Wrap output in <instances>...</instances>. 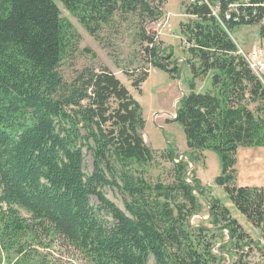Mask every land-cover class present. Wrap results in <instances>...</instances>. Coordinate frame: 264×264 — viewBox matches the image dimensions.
Segmentation results:
<instances>
[{
  "label": "trees",
  "instance_id": "16d2710c",
  "mask_svg": "<svg viewBox=\"0 0 264 264\" xmlns=\"http://www.w3.org/2000/svg\"><path fill=\"white\" fill-rule=\"evenodd\" d=\"M59 1L95 38L117 14L136 17L148 62L176 74L177 66L167 61L172 55H161L145 28L164 15L153 0ZM182 4L192 18L181 21L180 30L193 79L174 121L182 125L189 149L219 152L217 183L264 229V189L235 183L238 148L264 146V82L233 37L235 28L253 24L264 37V0ZM80 40L56 0H0V241L28 229L22 208L31 222L82 250L92 264H221L224 255L212 247L216 233L225 230L236 247L252 244L217 198L209 202L214 227L191 223L204 192L197 177L188 182L184 162L174 163L170 184L151 183L134 172L136 163H150L156 154L143 136V107L107 65L74 68L65 78L61 67ZM210 71L213 89L197 93L196 79ZM123 72L136 89L149 77L142 67ZM174 154L168 150L166 158L175 161ZM106 186L120 190L124 209L107 196ZM232 264H264V259L252 263L240 254Z\"/></svg>",
  "mask_w": 264,
  "mask_h": 264
},
{
  "label": "rangeland",
  "instance_id": "374dc122",
  "mask_svg": "<svg viewBox=\"0 0 264 264\" xmlns=\"http://www.w3.org/2000/svg\"><path fill=\"white\" fill-rule=\"evenodd\" d=\"M56 1L62 11V16L68 18L81 35L76 52L65 59L61 67L65 78L72 77L74 68H83L95 63L96 66L107 65L131 90L133 96L143 107L146 119L143 136L146 142L156 150V154L155 159L150 163H136L133 166L134 172L142 175L151 183L162 181L170 184L174 181V163L184 162L188 182L192 184L193 177H197L204 192L203 195L195 192L199 197L201 208L191 217V223L209 228L214 227L209 214V202L217 198L229 208L231 215L254 240L252 244L246 245V242H242L241 246L236 247L234 242L229 241L227 230L216 231L217 239L212 249L214 253L224 255L221 264H232L240 254L252 263L263 260L264 229L255 226L245 214L240 212L229 198L225 187L216 181L222 173V159L219 152L213 148L203 151L189 149L182 125L174 121L176 111L182 104V96L191 91L193 79L191 68L186 63V59L190 57L186 51L188 45L184 43L180 30V22L192 18L185 14L182 0H164L163 3H160L161 0H153L156 5H161L164 14L161 19L168 18L172 23V32L164 31L165 35H162L163 33L158 32L157 22L154 20L145 24L148 33L155 36L160 48L159 53L165 57L172 55L167 61L169 66H177L174 75L148 62V57L142 51V44L147 45V43L141 44L137 38L140 20L136 17L128 16L125 19L117 14L114 24L105 26L100 36L95 38L59 0ZM233 37L238 43L239 50L245 54L253 46L264 48V37L260 34L259 24L239 26L234 29ZM243 53L240 52V55L245 57ZM141 67L146 69L149 75L144 82L143 90L134 88L123 72L124 69L135 70ZM214 73L210 71L204 77L197 78L194 90L197 93L211 91ZM260 79H264V76ZM249 106L254 110L256 104L251 103ZM168 150H174L175 161L166 158ZM236 159V185L259 186L264 189V146H240L236 152ZM87 165L91 168L90 158H88ZM104 190L112 201L119 207L125 208L123 196L118 188L106 186ZM92 202L98 204L95 197L92 198ZM19 210L21 216L27 219L28 229L18 231L15 238L4 244L0 241V264H92L82 250L46 227L31 222L26 210L22 208ZM222 243H227L223 251L231 255L223 253Z\"/></svg>",
  "mask_w": 264,
  "mask_h": 264
},
{
  "label": "built area",
  "instance_id": "2783aa9c",
  "mask_svg": "<svg viewBox=\"0 0 264 264\" xmlns=\"http://www.w3.org/2000/svg\"><path fill=\"white\" fill-rule=\"evenodd\" d=\"M214 14L218 17V11L219 7H215L213 9ZM230 16L227 15V18ZM157 28L159 31L163 30V28H171V23L168 18L166 19H161L157 23ZM264 24V20H263ZM239 54L240 52L243 53L242 51L238 50ZM244 54V58L247 60L249 67L251 70L260 78L264 76V48L263 47H253L252 49L249 50L247 54ZM264 82V79H261ZM143 84L139 85V89H143Z\"/></svg>",
  "mask_w": 264,
  "mask_h": 264
},
{
  "label": "crops",
  "instance_id": "0c3cea01",
  "mask_svg": "<svg viewBox=\"0 0 264 264\" xmlns=\"http://www.w3.org/2000/svg\"><path fill=\"white\" fill-rule=\"evenodd\" d=\"M167 14H168V12H167ZM169 21H170V20H169ZM172 28H173V27H172V23H171V28H170V29H168V28H163V30H161V31L158 30V32H159V33H163L162 35H165V34H164V33H165L164 31H166L167 33H169L170 31L172 32ZM161 40H162V38H161ZM162 41L164 42V40H162ZM164 43H165V42H164ZM253 47H258V46H253ZM253 47H251V49H252ZM248 51H249V50H248ZM143 85H144V84H143ZM142 90H143V89H142Z\"/></svg>",
  "mask_w": 264,
  "mask_h": 264
},
{
  "label": "water",
  "instance_id": "95a60500",
  "mask_svg": "<svg viewBox=\"0 0 264 264\" xmlns=\"http://www.w3.org/2000/svg\"><path fill=\"white\" fill-rule=\"evenodd\" d=\"M186 95H187V94H184V95L182 96V98H185V97H186Z\"/></svg>",
  "mask_w": 264,
  "mask_h": 264
}]
</instances>
